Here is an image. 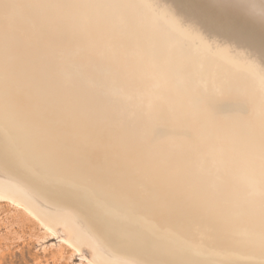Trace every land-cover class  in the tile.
Wrapping results in <instances>:
<instances>
[{"label": "bare ground", "instance_id": "obj_1", "mask_svg": "<svg viewBox=\"0 0 264 264\" xmlns=\"http://www.w3.org/2000/svg\"><path fill=\"white\" fill-rule=\"evenodd\" d=\"M0 198L90 264H264V0H0Z\"/></svg>", "mask_w": 264, "mask_h": 264}, {"label": "rangeland", "instance_id": "obj_2", "mask_svg": "<svg viewBox=\"0 0 264 264\" xmlns=\"http://www.w3.org/2000/svg\"><path fill=\"white\" fill-rule=\"evenodd\" d=\"M194 87L191 88L189 86L185 90H189L188 92L193 96H202V99L200 104L196 107L193 105L192 107L190 101L187 100L185 105L189 108L190 113H194L200 108L206 95L218 97H222V95L224 96L223 90H211L199 85ZM165 105L166 106H162L161 109L163 110V108H165L164 110L166 111V114L167 111L169 112L167 115L169 119L173 121L178 120V118L175 119L173 116L177 117V113L180 109H175L174 107L176 106L173 107V105L171 107L167 106V104ZM143 110V108L140 110L143 114L149 112L148 110H144L143 112ZM164 110L162 111V114ZM147 114L154 119L157 117L154 110L153 114H155V116L152 112ZM166 114L164 112V115ZM10 203L11 204L9 205L8 200L0 198V264H90L86 261V258L82 257V253L87 257H90L88 247L84 246L85 248L82 247L81 251L75 253H73L70 248H63L61 254L58 250L59 248L56 247V244H59V242L62 241L59 236L64 234L62 233L61 228L59 227L58 231L57 227L56 231L58 232V235H45L44 229L37 225L38 219L36 222V219L34 218L36 216H32L30 213L26 216V214L17 210L12 202ZM19 209L23 208L19 206ZM91 264L93 263L91 262Z\"/></svg>", "mask_w": 264, "mask_h": 264}, {"label": "snow or ice", "instance_id": "obj_3", "mask_svg": "<svg viewBox=\"0 0 264 264\" xmlns=\"http://www.w3.org/2000/svg\"><path fill=\"white\" fill-rule=\"evenodd\" d=\"M6 7H8L6 5ZM9 37L6 36V41L8 40ZM51 163L58 165V166H64V167H70L78 172L84 173L87 171V169L83 166L82 161L69 154H64L60 156L53 155L51 159ZM91 194V193H90ZM103 207V205H101Z\"/></svg>", "mask_w": 264, "mask_h": 264}]
</instances>
